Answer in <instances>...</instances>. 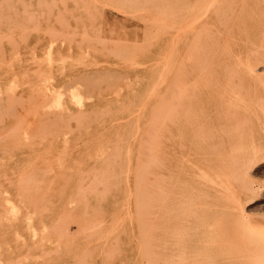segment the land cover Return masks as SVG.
<instances>
[{"label":"rangeland","instance_id":"obj_1","mask_svg":"<svg viewBox=\"0 0 264 264\" xmlns=\"http://www.w3.org/2000/svg\"><path fill=\"white\" fill-rule=\"evenodd\" d=\"M0 1L13 3L14 6L11 7L16 10L13 54L0 59V105H3L2 117L0 116V264H145L147 255L144 254L148 252L151 234V212L144 196L148 178L144 175V170L140 169L139 164L143 162L138 161L141 140L127 137L122 138L123 140L97 139L63 136L59 133L46 134L47 137L43 138L27 136L23 131L28 127L29 116L23 108L32 103L54 104L53 100H34L35 96L48 94L47 91H53V94L64 91L65 101L62 103L72 107L79 103L71 100L73 93H82L83 98H86L83 103L88 105L135 104L137 102L128 101L126 97L139 96L143 91L154 88L170 92L168 87H172L173 91H177L174 95L178 94L175 96L177 104L174 102L176 108H179V98L192 100L200 97H223L232 101L240 98L244 102L248 99V93L238 87L234 89L232 85H225V90L222 87L207 89L203 76L192 70L193 63L189 58L195 55L193 53L197 48L196 28H193V20L197 14L194 0ZM18 3H28L30 6H20ZM25 9L31 10V17L27 23H20L19 11ZM49 10L52 12H46ZM59 10L74 12H58ZM178 29L182 32L179 33ZM52 31L53 35L49 33ZM123 54L126 56L123 57ZM10 62L13 65H8ZM131 65L134 67L131 68ZM94 74L95 77L91 76ZM94 78L97 79V84L94 83L93 86L90 81L95 82ZM108 81L109 83H104ZM11 87H16L15 91ZM251 88V91H257L255 87ZM12 94L14 97L11 101ZM89 96L93 100L88 99ZM97 96L110 98L96 99ZM198 104L201 103H195V106L201 108ZM205 109H199L198 114H204ZM260 111L262 112L261 108ZM220 112L237 115L234 110L224 111L220 108ZM20 122L23 125L21 129ZM12 129H16V132ZM193 132L196 133L195 130ZM259 134L264 135L263 132ZM187 144L189 146L184 153L192 160L189 165V195L208 197L204 203L206 210L212 205L219 210V216L211 212L208 222L211 223L216 217L220 218V229L214 231L209 224L206 231L219 234L221 264H248L252 254L259 250L258 245L264 243V158L255 160L247 167V180L255 183L259 190L252 197V203L244 195H241L240 204L236 203L238 209H246V217H243L232 209V202L236 201L230 193L231 191L234 195L239 191L241 184L238 183L242 180L237 169L232 165L226 167L217 158V140L214 137L198 140L193 136ZM203 170L209 179L197 182ZM219 174L225 176L224 180L219 179L220 182L210 186V180L216 181ZM20 175L22 176L19 177ZM136 191L140 193V197L136 195ZM136 196L142 201L140 202L144 207L139 205L143 209L137 205L139 201L135 203ZM33 199L37 200L33 202ZM135 205L139 207L140 213ZM113 227L115 229L111 231ZM112 240H115L113 245ZM143 243L147 244L146 248ZM104 250L110 253H105ZM260 258L261 256L256 258L255 264H260Z\"/></svg>","mask_w":264,"mask_h":264},{"label":"bare ground","instance_id":"obj_2","mask_svg":"<svg viewBox=\"0 0 264 264\" xmlns=\"http://www.w3.org/2000/svg\"><path fill=\"white\" fill-rule=\"evenodd\" d=\"M39 3L40 2H38V4ZM18 4H20V6H25V7L30 6V4L28 3H24V4L18 3ZM193 4L194 6L197 7V14L195 16V19L193 20V28H196L197 48L195 53H193L195 55L194 56L192 55L189 58L190 61H192L193 63L192 70L199 72L203 76V83L205 84L207 89H211L215 87L221 89L222 87L225 90V88L227 87L225 85H232L234 86V89H236L235 87H238L248 93L247 101L244 100L243 102L242 99L240 98L236 101H232L229 100V98L224 99L223 97H220L219 99L211 98V97H207V98L200 97L192 100L191 99L183 100L182 98H179L178 99L179 101H177L176 98V101L178 103L180 102L179 108H176L174 102H175V96L177 97L178 94L174 95V93H176L177 91L174 90L175 91L174 92L171 89L172 87H168L170 88V92L169 91L165 92L164 90H155L154 88V90L152 89V90L143 91V93L139 94V96L134 97L130 95L128 96V98L126 97V100L128 101L137 102L135 104L129 103V104H117V105L116 104L88 105L83 103L84 99L86 100V98H83V96L81 95L82 93L80 95L73 93L71 96V100L79 102L78 104L74 105V107L67 106L64 103H62L65 101V97L63 96L64 91L54 92V94L52 93L53 91H47L48 94L35 96L34 100L40 102H44L45 100H53L55 102L54 104L43 105L42 103L41 104L32 103V104H28L23 108L24 111L29 116L28 127L26 131H23V133L27 134V136L28 135L31 137L39 136L40 138H43V137H47L46 134L55 135L59 133L63 136H86V137H97V139L98 138L122 139L124 137H127L129 139L141 140V142L139 143L140 149H139L138 161L143 162L142 164H139L140 169L142 168L141 170H144V175L147 176L148 178L146 184V195L144 196L146 197V204L150 207V212H151V218H150L151 234H150V239H148L149 240L148 252H146L147 254H144L145 256L147 255V261L145 264H221L220 262L221 250L219 247L220 241L218 239L219 234L218 232H214L215 230L220 229L221 219L216 217L212 220L211 223L208 222L209 216H211V212L214 214L216 213V216H219L218 214L219 210L217 207L215 209L213 205L211 206L212 208L209 207L208 210H206L204 203L208 197L206 198L198 195L196 197L193 194L189 195L188 192L189 184L191 183L189 176L190 175L189 165H191L192 160L189 155H186L184 153V151L189 146V144L187 143H189L192 140L193 136H196L198 140H204L205 137L206 138L214 137L219 144L216 152L217 158L220 159L221 163H224L226 167L232 165L235 169H237L239 177L242 180L241 183L238 184H241V186L238 189L239 191H237V193L235 192L234 195L230 191L231 196L233 197L234 201H236L235 203L232 202L233 204L232 209L235 212H238L243 217H246L245 216L246 209L244 208L238 209L236 203L240 204L242 198L241 195L247 197L246 200L249 201V203H252L253 201L252 197L259 190L255 183L249 182L251 180L249 181L247 180V178L249 179L247 167L252 163H254L255 160H260L264 158V135L262 136V134H259L261 132H263L264 134V0H194ZM0 6H9L8 8H0V59H1V58H5L6 56H12L13 54V46L15 41L16 10H14L11 7L14 6L13 3H6V2L4 3V1H0ZM117 10L120 11L121 9L117 8ZM19 12L21 13L20 23L22 22L27 23L29 21V17H31L29 16L31 10L25 9V10H20ZM46 12L50 13L52 11L49 10ZM58 12H74V11L59 10ZM124 13L123 15L127 14ZM157 22L158 24L160 23L159 21ZM182 28L186 29V27L184 26ZM48 31L46 33H48ZM155 31L153 32L154 34ZM52 32L49 33L53 35L54 32L53 33ZM178 32L179 33L182 32L181 29L180 31L178 29ZM58 33L59 32H56V34ZM65 39L69 40V38H65ZM101 41L104 42V40ZM97 42L99 43L100 41ZM191 50L193 49L191 48ZM111 54H113L112 51ZM125 54L128 53L125 52ZM125 54H123V57L126 56ZM117 55H119V53ZM12 62H10L8 65H13L11 64ZM65 62L66 60L64 61V63ZM136 66L138 67L139 65ZM133 67L134 66H132L131 68ZM24 74L26 75L27 73ZM91 76L95 77V74ZM96 78H94V81L99 79ZM111 80L112 79H110V82L112 83ZM90 82L91 85L93 84V86L94 83L97 84L96 81L93 83L92 81ZM104 83H109V81ZM98 84H100L99 81ZM251 87H255V89H257V91H253V90L252 91L255 94L257 93L258 95L257 94L256 95L254 94V96L249 95L253 93L250 90L252 89ZM13 88L11 87L12 91ZM236 91L238 92V90ZM13 97L14 95L12 94V97H10V99L11 98L13 99ZM95 98L107 100L110 97L101 98L97 96ZM88 99L93 100V97L89 96ZM1 100L2 97H0V101ZM34 100L31 101L33 102ZM195 103H201L198 105L203 109L204 107L206 108L204 110L205 111L204 114L201 115L198 114V110L201 108L196 107ZM13 104L15 103L13 102ZM16 104L19 105V103ZM220 108L224 111H229V110L237 111L236 112L237 115L235 114L225 115L222 112H220ZM260 108L262 112L260 111ZM1 110H3V105H0V116L2 115L3 112ZM238 110L240 111L238 112ZM19 113L21 112L19 111ZM4 115L6 117V114ZM19 125H20L19 129H21L20 127L23 126L21 125V122ZM16 129H12V130L15 131ZM19 129L18 131H20ZM194 130L196 131V133L193 132ZM11 136L12 135H10V137ZM32 140H34V138ZM128 154H129V150H128ZM47 168H48V164H47ZM127 168H129L130 170L131 167L128 165ZM136 169L138 168L136 167ZM21 176L22 175H20L19 177ZM207 178L208 175L206 171L203 170L202 175H200L199 180L197 182L202 183ZM224 178L225 176L219 174L216 181L213 179L210 180L211 181L210 183L212 184L210 186H213V183L215 184L220 182L219 179L223 181ZM33 179L36 182V179L34 177ZM29 180L28 182L31 183ZM218 188H220V186ZM225 189L227 190L226 187ZM233 191L235 190L233 189ZM136 193H137L136 195L140 197V193L138 194L137 191ZM35 200L33 199V202ZM137 201L139 200L137 199L136 196V202H135L136 204ZM139 202L137 205L142 204L141 203L142 201L140 203ZM52 205L53 204H51V209L53 208ZM140 207L142 208V206ZM44 208L47 209V207ZM136 208H137V212H139V207L136 206ZM232 209L230 208L231 211ZM145 211L147 210L145 209ZM116 221H118V219H116ZM76 225L78 226V224ZM208 225L212 228V230L214 229L213 231L214 233L213 232L209 233L206 231V226ZM116 227L118 226L116 225ZM251 228L253 229V232L256 233V231H254L253 226ZM114 229L115 228L113 227L111 231H113ZM123 231L121 232L123 233ZM112 233L111 235H113ZM72 237L75 236L73 235ZM32 239L35 240V238ZM141 241L143 242V239ZM114 242L115 240L114 241L112 240L111 245H113ZM144 246L146 248L147 244L145 243ZM144 246L141 245V247ZM253 246H256V244H254ZM258 246H260L258 247L259 250L255 251L252 254L248 264H255V260L258 256H261L259 263L264 264V243ZM107 252L110 253L109 251H106L105 253ZM116 252L118 251L116 250ZM120 253L123 254L124 252H120ZM123 256H125V254ZM24 257L21 260H23ZM117 257L119 256L117 255ZM24 261L26 262V260ZM111 263H112V259H111Z\"/></svg>","mask_w":264,"mask_h":264}]
</instances>
